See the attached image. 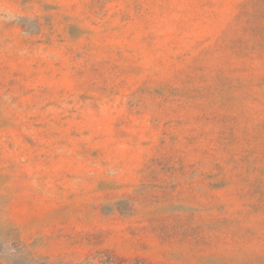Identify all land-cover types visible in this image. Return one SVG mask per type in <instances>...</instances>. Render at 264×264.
I'll list each match as a JSON object with an SVG mask.
<instances>
[{
	"label": "rangeland",
	"instance_id": "rangeland-1",
	"mask_svg": "<svg viewBox=\"0 0 264 264\" xmlns=\"http://www.w3.org/2000/svg\"><path fill=\"white\" fill-rule=\"evenodd\" d=\"M0 264H264V0H0Z\"/></svg>",
	"mask_w": 264,
	"mask_h": 264
}]
</instances>
